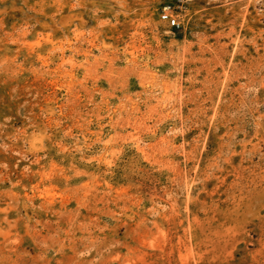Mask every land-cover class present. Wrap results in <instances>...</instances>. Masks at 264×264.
<instances>
[{"label": "rangeland", "instance_id": "1", "mask_svg": "<svg viewBox=\"0 0 264 264\" xmlns=\"http://www.w3.org/2000/svg\"><path fill=\"white\" fill-rule=\"evenodd\" d=\"M0 264H264V0H0Z\"/></svg>", "mask_w": 264, "mask_h": 264}, {"label": "built area", "instance_id": "2", "mask_svg": "<svg viewBox=\"0 0 264 264\" xmlns=\"http://www.w3.org/2000/svg\"><path fill=\"white\" fill-rule=\"evenodd\" d=\"M160 17L168 22L171 26H178L179 22L177 18L172 14V6L169 3H165L160 10Z\"/></svg>", "mask_w": 264, "mask_h": 264}]
</instances>
